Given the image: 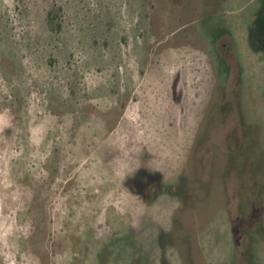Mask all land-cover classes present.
Listing matches in <instances>:
<instances>
[{
  "label": "rangeland",
  "instance_id": "1",
  "mask_svg": "<svg viewBox=\"0 0 264 264\" xmlns=\"http://www.w3.org/2000/svg\"><path fill=\"white\" fill-rule=\"evenodd\" d=\"M261 1L0 0V264H264Z\"/></svg>",
  "mask_w": 264,
  "mask_h": 264
},
{
  "label": "trees",
  "instance_id": "2",
  "mask_svg": "<svg viewBox=\"0 0 264 264\" xmlns=\"http://www.w3.org/2000/svg\"><path fill=\"white\" fill-rule=\"evenodd\" d=\"M262 3V6H261V10H260V14H261V17H264V0L261 1ZM261 19V18H260ZM259 30V28H257V26H253L250 28V39H249V42H250V47L254 50V51H258V47H256L255 45V41H256V36H255V33H257Z\"/></svg>",
  "mask_w": 264,
  "mask_h": 264
}]
</instances>
